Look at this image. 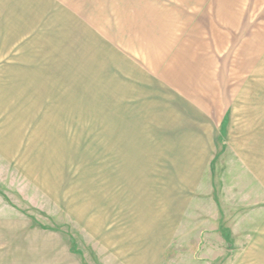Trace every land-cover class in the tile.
I'll use <instances>...</instances> for the list:
<instances>
[{"label":"rangeland","instance_id":"374dc122","mask_svg":"<svg viewBox=\"0 0 264 264\" xmlns=\"http://www.w3.org/2000/svg\"><path fill=\"white\" fill-rule=\"evenodd\" d=\"M132 1L108 7L97 56L65 32L32 67L44 71H0V264H238L214 232L223 169L185 150L169 111L189 106L161 81ZM247 20L221 57L235 93V68L264 55V8Z\"/></svg>","mask_w":264,"mask_h":264},{"label":"crops","instance_id":"0c3cea01","mask_svg":"<svg viewBox=\"0 0 264 264\" xmlns=\"http://www.w3.org/2000/svg\"><path fill=\"white\" fill-rule=\"evenodd\" d=\"M113 2L117 4V0H0V66H7L0 71H44L32 67L44 64L40 58L61 47L56 41L64 40L65 32L80 33V41L89 36L97 56L96 44L102 45ZM132 3L138 5L135 25L149 38L146 53L156 58L153 66L161 81L189 106V111H184L187 106L169 111L176 133L191 137L190 145L185 144L190 149L185 150L200 158L198 169L204 162V168L223 169L222 207L215 220L218 225L222 218V224L214 232L222 234L238 264H264V55L235 68L237 93L232 90V68L221 60L230 42L246 33L248 9L264 8V0ZM183 120L190 124L183 125ZM220 151L222 158L217 160Z\"/></svg>","mask_w":264,"mask_h":264}]
</instances>
